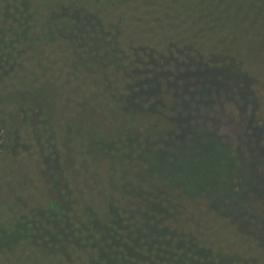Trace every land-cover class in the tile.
Segmentation results:
<instances>
[{"label": "rangeland", "instance_id": "rangeland-1", "mask_svg": "<svg viewBox=\"0 0 264 264\" xmlns=\"http://www.w3.org/2000/svg\"><path fill=\"white\" fill-rule=\"evenodd\" d=\"M142 1L139 6L133 0H106L102 5L88 0H0V33L17 27V22L21 19V23L30 19L44 22L47 17L45 15H51L64 23H81L78 33L69 32L66 36L65 39L71 42L64 45V50L63 44L60 45L58 51L61 56L52 55V50L43 55L40 44L34 39L31 43L17 46L12 59H1L0 55V123H5L8 119L9 110L5 108V103L10 99L23 106V116L19 118L26 122L27 127L32 114L35 116L33 129L28 131L35 136L42 139L51 136V124H61L67 135H63L61 147L56 150L66 166H76L83 159L81 162L85 169L91 168L86 152H91L96 159L100 153L120 154L123 155L122 162L128 160L129 163H135L147 149L174 143L168 148L145 155L136 168L137 172H132L135 176L142 177V185L145 184L144 181L153 180L147 184L151 187L159 185L161 188L157 187V190L162 189L161 193L167 196L157 199L153 205L152 224L144 231H138L142 237L140 243L147 249L139 250L122 243L123 245L116 247V257L139 264H264V129L258 130L255 125L260 96L264 98V75L260 73L264 67L260 62L264 51L262 0H156L158 4L153 7L146 5L147 1ZM159 5L166 8L171 19L169 24L162 17L166 14ZM88 6L90 10L82 13L83 7ZM139 7L148 8V17L156 31L163 29L165 25L171 26L172 30H168L167 37H164L170 53L167 57L160 56L152 48L148 51L150 59L144 60L145 49L140 45L145 43L144 40L138 39L136 44L130 42V30L140 31V27H149L148 23H137L136 20L140 17L137 10ZM140 12L144 15L143 11ZM241 16L243 19H240ZM110 25L120 30L121 48L117 46V51L123 53L126 62L124 73L110 82L84 77L78 84H74L71 81L74 76H70V79L61 78V74L56 72L60 69V64L55 60L62 59L63 54L72 56L74 50L81 55L88 53L86 56L91 58L104 57L103 41L108 34L104 30ZM229 27L237 29L226 31L222 37L220 33ZM154 53L156 56H153ZM157 57L164 63L161 64ZM142 63L147 66L150 76L144 81V85L133 91L129 102L120 99L117 82L132 79L135 73H144ZM173 78L178 84L182 81L189 84L194 79L222 82L224 91L218 89L216 94L225 98L228 127H235L239 132V148L233 133L228 136L225 134V138L220 137L223 122L219 111L215 109L207 114H200L206 122L218 123L219 129H215V132H210L211 127L206 125H197L191 126L183 138H180L183 135L177 130L167 133L173 123L172 119L165 117L174 108ZM260 79L261 89H254ZM84 84L87 89L83 88ZM155 84V89L149 88V85ZM234 87L248 89L247 94L252 95V98L247 97L244 103L232 101L230 93ZM180 89L187 91L185 85H181ZM58 102L62 105V111L56 115ZM19 114V111H14L9 115L12 124L20 125ZM45 120L50 122V125L47 124L50 129L41 124ZM217 133L220 134L219 138ZM42 150L44 152H39V155L44 154L45 158L42 161L35 157L38 161L36 167L27 165L23 172L22 169L17 170L12 175L7 171L1 174L0 180V185H12V191L5 193V202L13 208L23 204L28 211L26 217L32 223L41 221L43 217L45 193L42 194L44 198L38 195L36 198V194L37 191L41 192V187H46L42 179L53 164L50 145H44ZM244 151H247V156ZM202 152L204 153L201 154ZM203 155L205 157L200 160ZM60 157L55 159L57 166H63ZM205 158H208L207 162ZM246 161L253 172L261 171L262 180L254 177V190L245 192L251 201L244 211V219L233 227L225 228L224 239L233 235L235 241L242 244L245 227L250 225L252 229L255 228L254 240L257 243L249 249L240 245L234 248L230 243L232 247L229 257H223L220 252L223 239L212 234L211 223L195 232L182 224L188 216L187 212L192 207L201 205L184 198L186 187L190 186L187 177L194 174L191 184L196 187L193 188L202 192L213 205L237 208L240 207V198L242 200L240 192L251 180ZM192 162H198V170H194ZM42 166L47 169L37 171V167L43 169ZM83 177L81 183L75 185L80 196L84 197L85 185L92 190L97 186L102 192V180H99L98 174L91 172ZM17 179L22 186L21 193L13 186ZM154 179H159V182ZM205 182L207 184L204 185ZM166 187L176 189L184 196L169 191ZM67 190L64 195L61 193L62 196L56 197L59 202L66 200L65 195L74 194L72 187H67ZM176 221L179 222L178 230L172 231L170 226L175 222L176 227ZM40 223L44 228L42 234H52L55 229L52 226L56 225L60 229L64 221L56 216L48 217L45 223ZM51 223L52 226L49 227ZM129 229L132 231L130 227ZM77 230L78 228L71 227V231L66 232L67 238L62 237L55 246L45 245L44 242L40 246L45 251L43 254L34 252L33 258L23 252V258L16 257V261L22 264H64V251H72V260L80 259L78 250L86 246V235L84 232L78 234ZM116 234V238H122L121 232ZM29 244V240H25L21 247ZM79 261L76 264H91L83 258ZM0 264L13 263L9 259L0 261Z\"/></svg>", "mask_w": 264, "mask_h": 264}, {"label": "trees", "instance_id": "trees-1", "mask_svg": "<svg viewBox=\"0 0 264 264\" xmlns=\"http://www.w3.org/2000/svg\"><path fill=\"white\" fill-rule=\"evenodd\" d=\"M88 1L94 4L102 5L106 0ZM133 1H135L136 5L139 6L143 2L142 0ZM145 1H147L146 5H149L150 7L158 4L156 0ZM262 5H264V0H262ZM159 8L161 9L163 7L159 5ZM89 10V6L88 8L83 7L82 13H87ZM137 10L140 16L136 20L137 23L140 25L142 22L148 23L149 27L146 29L140 27V31L130 30V34L128 35L130 42L132 44H136V40H144L145 43L140 44L143 46L142 48L145 49V53L143 55L144 60L146 59L148 61L150 59L148 57V51L152 48L156 50L155 52L157 54H161L160 56L167 57L170 53L167 50L164 37H167L168 30H172L171 26L165 25L163 29L156 31L148 17V8L139 7ZM140 11H143L144 15ZM162 11H164L167 16L163 15L162 17L166 19L169 24L171 19L166 13V8L164 7ZM82 13H80V15H83ZM45 16L47 17H45L44 22H35V20L32 21L30 19L29 21L21 23V19L17 22V27L9 28L6 32L0 33L1 59H12V54L16 51L17 46L29 43L32 39H34L36 43L40 44L42 53L44 52L43 55H46L52 50V55L55 54V56H61V52L58 51V49L61 48L60 45L63 44L62 50H64V45L71 42L70 40L65 39L66 36L69 32L78 33L80 31L81 23L78 21L75 23H64L59 19H55L51 15ZM240 19H243V17L241 16ZM236 29L237 28L231 27L226 28L220 33V35L224 37V33L226 31ZM104 32L108 33L103 41V47L105 50L104 57L101 56V59L91 58V56H86L88 53L81 55L78 51L74 50L72 56L63 54L62 59L55 60L60 64V69L56 72L61 74V78L67 79L69 77L70 79V76H74L75 78H71V81L74 84H78L80 79L81 81L85 79L84 77L88 80L97 78L103 80V82H110L116 80L121 73H124L123 70L126 62L124 60L123 53L121 51H117V46L121 48L120 30L114 25H110V27L106 28ZM115 35H118V38H115ZM156 53H154L155 55L153 56H156ZM157 58L160 60L159 57ZM134 61H136V59ZM260 62L264 64V51L263 59H261ZM163 63L164 62H161V64ZM156 66H158V68L161 67L160 65ZM135 67H138V65ZM142 67L145 70L144 73H135L132 79H124L122 82L116 81L119 88L118 93L121 95L120 99L123 98L126 102H129V96L133 93V91L144 85V81L148 79L150 72L144 63H142ZM256 68H259L258 65H256ZM260 73L261 75H264V67H262ZM168 78H170V76ZM173 80L172 94L174 96V108L165 114V117L172 119L173 123L170 124L171 128L167 133L177 130V132H180L183 135L180 138H183L185 134L188 133L191 126L194 127L197 125H206L211 127L210 132H215V129H219L218 123L215 121L206 122V119L200 116V114H207L208 111L215 109L219 111L223 122V126L220 129L223 133L222 135L217 133V137L219 138L220 135V137L225 138V134L228 136L229 133H233L238 146L240 134L236 131L235 127L232 129L231 127H228L226 117L227 108L224 103L225 98L216 94L218 89L224 91L221 85L222 82L218 81L219 83H217L214 80L209 79H194L191 80L189 84H186L185 81L178 84L175 82L174 78ZM262 80H259L260 82L256 84L254 89H261ZM179 85H185L187 87V91L183 92ZM156 87L157 84L149 85L150 89H155ZM83 88H86V84L83 85ZM257 92L260 94L259 91ZM247 93H249L248 89L245 90L240 87H234V90L230 93L232 95L230 99L236 103H244L247 97L252 98V95ZM57 105L58 107L56 108L55 113L56 115H59L62 105L60 102H58ZM71 106L73 107V105ZM74 106L76 108L75 104ZM5 108L9 110V112L7 114L8 119H6L5 123H0V180L1 174L6 173L7 171L9 175H12L17 170L22 169L23 172L25 168H27V165L36 167L38 161L35 157H38L43 161L45 156L44 154L39 155V152H44L42 150L44 145H50V154L53 157V164L49 167V169L43 166V169H38L37 167V171L47 169V174L45 178L42 179L46 187H41L42 189L40 193L37 191L36 198L37 195L38 197L40 196L41 198H44L42 194L45 193L46 200L43 204L45 206L43 217L41 216L42 222L45 223L48 217L56 218L57 216L61 219V221H64V223L63 227L60 229H57L56 225L52 226L51 223L49 227L52 226L55 228L52 234H42L44 228L41 227V221L36 223L28 221L26 217V213L28 211L23 204L20 207L13 208V206L5 202V193L12 191V185H0V261L4 262V260L10 259L13 264H22L20 261H16V257L22 259L23 252L26 255L29 254L30 256H33V258L34 255L32 253L34 252L43 254L45 251L43 248H40V246H42L44 242L45 245L48 244L51 247L55 246L62 237L67 238L66 232H70L71 227H74L78 228L76 231L78 234L84 232L86 235V246L78 250L81 255L80 259L83 258L88 260L91 264H139L124 258L116 257L114 253L117 250L116 247L125 243L135 249H147L146 246L141 245L140 239L142 237H140L138 231L142 232L152 224L154 221L151 216L153 205L156 203L157 199L161 200L162 196L166 197L167 195L161 193L163 192L162 189L159 191L157 190V187L161 188L159 185H156L157 187H151L150 184H147L153 180L144 181L145 184L142 185V177H137L132 172H137L136 168L139 166L140 162H142L145 155L153 151L155 152L160 151L163 148H168L174 143L167 146H156L147 149L143 154L141 153L139 155L138 160L135 163H129L128 160H126V162H122L123 155L121 156L120 154L117 156L116 154L111 155L108 153H100L96 159L91 152H86L89 159L88 162L91 164L90 169H85L82 165L81 161H83V159L80 160L76 166H66L60 157L58 150H56V148L59 149L61 147L60 142L63 135H67L66 129L64 130L61 124H51L53 126L52 130L50 129V126H48L50 125V122L48 120L43 121L41 124L48 127L50 131L53 132H50L52 133L51 136H47L42 139L35 136L32 132H28L29 129H33L32 126H34L33 119L35 116L33 114L31 118L32 120H30L28 124L29 127H27L26 122L20 119L23 116L22 105L7 99ZM14 111H19L20 113L18 116V120L21 122L20 125L12 124L9 115L14 113ZM257 114L258 116H256L255 121L256 128L258 130H263L264 98H261V96L260 103L257 106ZM56 122L58 123L59 121L56 120ZM51 141L54 145H51ZM244 152L247 156V151ZM203 153L204 152L201 154ZM57 157L61 158L60 162L63 163V166H57L58 163L55 161ZM203 157L205 156L203 155L200 160ZM207 159L208 158H205L206 162ZM244 159L248 160V157H245ZM88 162L87 166L90 167ZM198 162H192L193 164L191 165H193L194 170L199 169V167H196ZM38 166L41 165L38 164ZM57 167L62 169L58 170ZM247 167L250 172L251 180H249L250 182H248L247 185L243 186L239 195L242 197V200L240 198V207L237 208H233L231 206L224 207L213 205L212 202L207 200V197L204 196L202 192L200 193L193 188L195 184H191V180L193 179L192 175L194 174L187 177L190 181L187 183H189L190 186L186 187L188 192H186V196H184L182 192H178L176 189L171 190L166 187L169 191H175L182 194L185 199L192 201L193 204H201L196 207L191 206L192 210L187 212L188 216L182 224L188 229L191 228V232H195L200 229H204L205 226H208L209 223H211L212 234H217L218 237L223 239L221 241L223 247H221L220 250L223 257H229L232 245L234 248L240 245L242 248L249 249L257 243L254 240L255 228L252 229L250 225L245 227L246 231L243 233L244 240H242V244L235 241L233 235L224 239V229L230 226L233 227L244 219V211L248 203L251 201L250 196L245 195V192L254 190V177L256 176L262 180L261 171L257 170L258 173L257 171L253 172L248 163ZM72 168H74V171ZM91 172L99 175V180H102L103 190L101 192L100 188L97 186L92 190L89 186L85 185L83 191L84 197H82L77 191L75 185L81 183V180L84 179L83 175L86 177V175ZM81 173H83V175ZM77 178L80 180L76 181ZM154 180L158 181L159 179ZM16 183H13V186H15L16 190L21 193L20 189L22 186L18 183V179ZM92 183L97 185L95 181H92ZM205 184H207V182H205L204 185ZM67 187H72L74 189V194L65 195V197H67L66 200L62 199L64 202L62 200L59 202L56 197L62 196L61 193H63V195L67 193L64 192L68 191ZM13 194L14 193H12V195ZM152 200L154 201L152 202ZM92 202H94V204H92ZM16 211L19 213H16ZM228 223L230 224L228 225ZM220 224H222L221 227L219 226ZM135 225H137V227ZM178 226L179 222L176 221V227L175 222H173L170 229L172 231H176L178 230ZM129 227L132 231H130ZM118 231L122 233V238H116V233ZM24 239L29 240L30 244L21 247L25 241ZM166 244L168 245V243ZM71 253L72 251L70 253L66 251L62 252V256L65 258L64 264H76L80 260H72L70 256ZM28 259L33 261L31 257Z\"/></svg>", "mask_w": 264, "mask_h": 264}]
</instances>
